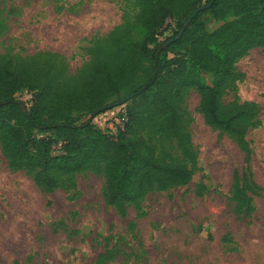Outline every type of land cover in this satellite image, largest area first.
Segmentation results:
<instances>
[{
  "label": "rangeland",
  "instance_id": "1",
  "mask_svg": "<svg viewBox=\"0 0 264 264\" xmlns=\"http://www.w3.org/2000/svg\"><path fill=\"white\" fill-rule=\"evenodd\" d=\"M138 13V0H0V56L55 55L74 82L96 43L113 31L128 29L131 40L142 43ZM184 19H168L159 43ZM196 19L207 32L222 24L209 12ZM235 69L238 76L220 103L222 110L257 108L245 136L248 164L233 137L205 123L200 95L190 90L181 116L195 161L191 181L150 193L125 216L106 204L101 176L67 177L46 194L30 173L8 167L0 144V264H264V51L246 46ZM203 79L210 84L209 76ZM124 98L119 94L107 103L116 106L83 121L90 118L97 130L116 135L127 121L128 110L119 104ZM14 99L31 105L26 90ZM139 136L156 155L190 165L184 149L156 124L146 123Z\"/></svg>",
  "mask_w": 264,
  "mask_h": 264
},
{
  "label": "trees",
  "instance_id": "2",
  "mask_svg": "<svg viewBox=\"0 0 264 264\" xmlns=\"http://www.w3.org/2000/svg\"><path fill=\"white\" fill-rule=\"evenodd\" d=\"M138 3L137 24L145 31L142 43H134L128 29L113 31L96 43L74 82L55 55L0 56V144L8 167L30 173L46 194L67 177L101 176L105 202L121 216L150 193L191 181L195 161L181 116L183 96L190 90L200 95L205 123L233 137L248 164L245 136L256 122L257 108L250 104L222 110L220 102L227 83L238 76L235 63L245 47L255 45L264 51V0ZM207 6L185 26L196 9ZM202 12L222 24L207 32L196 19ZM230 15L233 19L227 20ZM182 18L185 21L173 37L159 43L169 29L166 21ZM180 31L181 37L164 48ZM203 75L210 77V84ZM20 90L30 93L29 107L14 99ZM122 93L123 100L128 99L122 104L128 110L127 121L116 135L97 130L90 118L83 121L116 106L107 103ZM146 123L156 124L166 139L178 143L190 165L156 155V149L139 136Z\"/></svg>",
  "mask_w": 264,
  "mask_h": 264
},
{
  "label": "water",
  "instance_id": "3",
  "mask_svg": "<svg viewBox=\"0 0 264 264\" xmlns=\"http://www.w3.org/2000/svg\"><path fill=\"white\" fill-rule=\"evenodd\" d=\"M209 6H207V7H200V8H198V9H196L192 14H191V16L188 18V20L186 21V23H185V26H188L189 25V23L191 22V20L199 13V12H201V11H203L205 8H208ZM182 32L183 31H180L179 33H178V35L174 38V39H172V40H170V41H168L167 43H165V45H164V47H167L171 42H173V41H177L180 37H181V35H182ZM128 99H126V100H123V101H121V103H119V104H124L126 101H127ZM111 108V106H108V107H106V109H110ZM104 110V109H103Z\"/></svg>",
  "mask_w": 264,
  "mask_h": 264
}]
</instances>
